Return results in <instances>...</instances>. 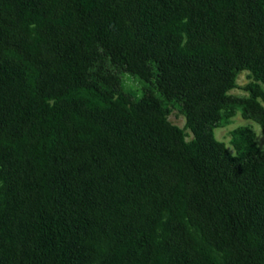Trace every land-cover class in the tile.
<instances>
[{"label": "trees", "instance_id": "1", "mask_svg": "<svg viewBox=\"0 0 264 264\" xmlns=\"http://www.w3.org/2000/svg\"><path fill=\"white\" fill-rule=\"evenodd\" d=\"M244 69L264 0H0V264H264V149L212 133Z\"/></svg>", "mask_w": 264, "mask_h": 264}, {"label": "rangeland", "instance_id": "2", "mask_svg": "<svg viewBox=\"0 0 264 264\" xmlns=\"http://www.w3.org/2000/svg\"><path fill=\"white\" fill-rule=\"evenodd\" d=\"M123 90L127 94H140L145 83L136 77L123 75ZM249 83H257L264 90V83L255 80L252 73L247 70H241L235 78V85L228 90V95L235 101L231 102V108L222 114L220 120L212 127L213 136L221 142L227 151L231 154L235 152L233 146V135L239 130L248 128L252 131L254 141L260 149H264V134L260 124L248 113L244 111L242 104L236 102L238 99L249 97L247 85ZM264 107V101H260ZM167 120L182 128L186 134V139L190 140L192 134L185 127V115L179 105H171V111L167 116Z\"/></svg>", "mask_w": 264, "mask_h": 264}]
</instances>
